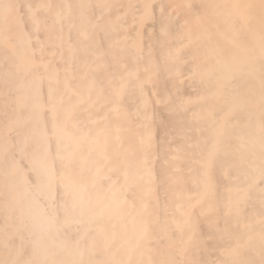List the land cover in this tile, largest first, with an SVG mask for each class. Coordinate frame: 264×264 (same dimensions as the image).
I'll list each match as a JSON object with an SVG mask.
<instances>
[{
  "label": "bare ground",
  "instance_id": "6f19581e",
  "mask_svg": "<svg viewBox=\"0 0 264 264\" xmlns=\"http://www.w3.org/2000/svg\"><path fill=\"white\" fill-rule=\"evenodd\" d=\"M0 264H264V0H0Z\"/></svg>",
  "mask_w": 264,
  "mask_h": 264
}]
</instances>
